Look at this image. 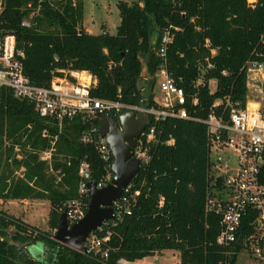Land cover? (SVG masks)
<instances>
[{
    "label": "trees",
    "instance_id": "16d2710c",
    "mask_svg": "<svg viewBox=\"0 0 264 264\" xmlns=\"http://www.w3.org/2000/svg\"><path fill=\"white\" fill-rule=\"evenodd\" d=\"M117 6L121 19L116 34L83 28L84 0H6L3 21L24 51V70L33 83L48 85L62 68L86 70L96 79L93 96L129 105L140 104L142 91L148 90L144 84L143 90L138 87L144 65L151 77L145 82L154 87L162 63L155 48L170 28L174 40L168 45V71L185 88L193 118L158 123L156 139L149 144L151 159L123 193L136 198L132 213L94 231L100 236L110 232L104 243L109 256L104 257L54 239L65 204L79 196L82 160L89 162L91 179L97 182L110 171L94 144L80 140L91 122L79 115L60 130L38 114L33 102L1 88L0 199L48 200L51 210L48 230L0 210V264H122L165 249L178 250L181 264H236L247 246L238 240L229 248L218 242L222 216L207 210L212 188L207 125L199 118L207 117L217 99L228 97L245 105L243 66L251 56L264 53V0H120ZM25 18L30 26L22 24ZM211 49H216L214 55ZM200 75L203 82L196 85ZM211 79L217 80L215 92ZM154 95L151 90L147 106L154 104ZM46 127L58 135L51 164L40 158L51 147L50 138L42 134ZM218 180L222 184L223 177ZM84 200L87 210V194ZM255 217H244L239 235L255 232ZM36 242L44 244V257L29 254V245Z\"/></svg>",
    "mask_w": 264,
    "mask_h": 264
},
{
    "label": "built area",
    "instance_id": "2783aa9c",
    "mask_svg": "<svg viewBox=\"0 0 264 264\" xmlns=\"http://www.w3.org/2000/svg\"><path fill=\"white\" fill-rule=\"evenodd\" d=\"M256 2L257 0H249ZM6 0H0V89L9 88L16 97L34 103L35 109L47 123H55L61 130L65 121L76 116L91 122L80 140L83 143L94 144L104 161L109 162V169L113 162L112 151L104 136L99 130V120L105 114L117 117L127 109L145 112L151 115V122L145 128L136 145L132 148V156L141 160V166L151 159L149 144L156 139L157 125L167 119H192L187 107V92L177 81L176 77L168 71L167 51L169 44L174 40V33L170 28L163 31L161 44L155 48L161 58L160 69L155 78H160L161 95H154V104L147 106L129 105L116 99H104L91 94L96 79L86 70L70 68L58 69L48 85H37L31 81L24 70V51L17 47V38L9 32L3 21V11ZM30 26L31 21L25 18L22 22ZM212 55L216 49H211ZM208 61V57H206ZM212 64L209 63L208 67ZM243 69L246 72V102L243 107L234 104L230 98L217 99L211 107L206 118H199L207 125V139L209 149L211 189L207 198V210L222 216V229L218 242L230 247L237 240L243 242L256 257L264 253V53L259 57L251 56L246 60ZM86 71V72H84ZM226 74V72H223ZM216 81V79H211ZM203 82L200 75L196 85ZM217 84L214 89L215 92ZM154 92V87L153 90ZM155 94V93H154ZM198 97L193 95L192 103L196 104ZM223 104L221 110H217ZM95 120H98L96 124ZM43 136L50 138L51 147L40 153V158L51 164L52 154L58 135H52L48 127L43 130ZM174 142L168 140L169 144ZM230 149L235 156V162L224 160L222 151ZM15 151L19 147L15 146ZM22 158L21 154H17ZM23 176L21 170H16ZM79 196L68 201L64 210L70 225L82 219L87 210L84 197L89 191L88 183L91 179L89 162L82 160L79 169ZM112 177L111 170L105 180L97 182L99 187L106 185ZM223 177L222 184L219 178ZM130 186V185H129ZM129 186L124 192H128ZM139 192L137 191L136 194ZM136 200L134 194H122L114 203L115 220L125 214L132 213V203ZM63 210V211H64ZM256 214V230L243 237L239 229L245 216ZM98 229L102 230V227ZM110 238V232L100 236L92 232L88 236L86 252L108 257V248L104 243ZM125 260H121V263Z\"/></svg>",
    "mask_w": 264,
    "mask_h": 264
},
{
    "label": "water",
    "instance_id": "95a60500",
    "mask_svg": "<svg viewBox=\"0 0 264 264\" xmlns=\"http://www.w3.org/2000/svg\"><path fill=\"white\" fill-rule=\"evenodd\" d=\"M107 33V31H104ZM142 77L151 80L148 73L143 72ZM147 88L148 90H143ZM147 82H140L138 87L142 91L141 106L149 99ZM151 122V115L145 112H137L127 109L117 117L111 114L103 115L99 120V130L104 136L112 151L113 162L110 170L112 178L103 187H99L97 181L88 183L89 203L85 216L79 221L69 224L67 213L64 210L59 220V226L54 234L58 242L78 249L82 252L87 250L88 236L102 226L103 223L115 220L114 203L119 200L132 179L141 170V160L132 156V148L136 145L141 132Z\"/></svg>",
    "mask_w": 264,
    "mask_h": 264
},
{
    "label": "rangeland",
    "instance_id": "374dc122",
    "mask_svg": "<svg viewBox=\"0 0 264 264\" xmlns=\"http://www.w3.org/2000/svg\"><path fill=\"white\" fill-rule=\"evenodd\" d=\"M120 0H84V24L88 31L98 34L105 29L110 34L117 33V27L120 24V13L117 3ZM132 2L133 0H126ZM84 24L82 25L85 28ZM147 73V68L143 66V72ZM142 83L146 80L142 77ZM160 78L156 77L154 93L161 95ZM216 81H211V89L216 86ZM224 160L235 162V156L228 148L222 151ZM18 175V173H17ZM112 178V177H111ZM110 178V180H111ZM0 210L22 218L41 229H49V214L51 204L48 200H7L0 199ZM28 252L33 257H44L45 247L42 242H36L28 247ZM122 264H181L180 252L173 249H165L153 256H148L133 262H123ZM236 264H264V253L261 257H256L253 252L244 248L240 253Z\"/></svg>",
    "mask_w": 264,
    "mask_h": 264
},
{
    "label": "crops",
    "instance_id": "0c3cea01",
    "mask_svg": "<svg viewBox=\"0 0 264 264\" xmlns=\"http://www.w3.org/2000/svg\"><path fill=\"white\" fill-rule=\"evenodd\" d=\"M83 24H84V21H83ZM84 26H85V24H84ZM85 30L86 31H88V29H87V27L85 26ZM89 32V31H88ZM91 33V32H90ZM95 34V33H94ZM84 72H86V71H84Z\"/></svg>",
    "mask_w": 264,
    "mask_h": 264
}]
</instances>
